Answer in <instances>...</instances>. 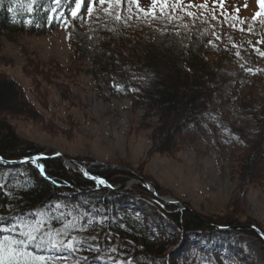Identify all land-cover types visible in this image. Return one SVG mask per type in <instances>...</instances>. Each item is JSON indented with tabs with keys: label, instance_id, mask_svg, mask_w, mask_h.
I'll list each match as a JSON object with an SVG mask.
<instances>
[{
	"label": "trees",
	"instance_id": "obj_1",
	"mask_svg": "<svg viewBox=\"0 0 264 264\" xmlns=\"http://www.w3.org/2000/svg\"><path fill=\"white\" fill-rule=\"evenodd\" d=\"M138 4L147 15L134 4H113L109 8L106 3L95 6L91 17L84 13L82 19L73 20L67 14V2L55 5L52 0H40L29 13V0H5L0 7V47L5 39L23 34L50 36L64 27L71 37L68 41L71 59L85 66V74L108 98L130 100L135 108L142 110L141 119L154 123L161 153L173 152L181 141L203 142L213 149H225L232 157L231 162L238 161L240 177L243 173L247 176L251 170L260 171L255 176L252 174L250 180L256 187L263 185L264 56L261 52L264 43H257L264 41L262 4L259 7L263 11L255 21L242 18L240 13L237 20V12L222 14L212 4L204 8H182L185 3L181 0L179 4L167 0L163 15L158 4L154 9L157 19H153L151 1L138 0ZM8 7L13 8L12 13L7 11ZM53 9L55 15L64 13L67 27L63 20L49 24L48 16L53 14ZM189 11L192 16L187 15ZM117 15L120 20L115 19ZM26 20L33 23L27 24ZM249 26L251 31H241ZM247 68H252L255 74L246 72ZM113 84L120 85V89ZM228 104L234 110L226 111ZM238 115L241 122L236 125L230 116ZM10 116L39 120L18 85L0 78V156L5 161L0 164V184H5L4 192L10 194L9 197L0 193V216L28 215L60 203L68 206L65 211L78 207L97 216L106 215L109 223L103 227L73 235L98 236L102 248L118 250L112 253L118 259L131 257L135 264H247L243 257L240 261L215 259L212 249L184 243L179 238L181 235L186 239L196 232L232 234L236 232L232 228L241 227L232 218L204 223L194 216H185L183 211L163 206L171 211L165 218L178 231L170 234L160 225L146 221L147 215L125 199V193L96 188L93 181L71 172L59 159L40 160L51 180L41 176L31 164H6L32 157L38 151L15 135L6 120ZM256 164L261 165L257 168ZM86 171L113 187L128 177L118 171L98 172L88 167ZM6 205H10V211ZM51 226L60 227V221L53 220ZM109 232L111 242L107 239ZM239 232L257 236L250 231ZM85 255L90 258L89 264H100L93 259L94 253L76 254ZM60 262L57 264H74V258L69 255L67 261Z\"/></svg>",
	"mask_w": 264,
	"mask_h": 264
},
{
	"label": "rangeland",
	"instance_id": "obj_2",
	"mask_svg": "<svg viewBox=\"0 0 264 264\" xmlns=\"http://www.w3.org/2000/svg\"><path fill=\"white\" fill-rule=\"evenodd\" d=\"M191 2L212 4V0ZM259 3L264 7V0H224V11L234 14L239 9L242 18L253 20L256 13L263 11ZM69 37L68 30L61 27L50 36L23 34L5 39L0 47V78L18 85L39 119L10 116L6 120L19 139L38 150L34 155L59 159L80 176L83 175L73 162L85 171L88 167L98 172H124L128 175L124 183L145 180L148 187L133 181L118 192L125 193V199L142 209L146 221L160 225L166 233L178 231L165 218L171 211L163 206L203 222L232 218L241 227L254 226L264 232V184L256 187L250 180L260 171L251 170L240 177L238 161L231 162L225 149H213L203 142L181 141L173 152L161 153L154 123L143 121L142 110L130 100L110 99L105 91L98 90L85 74V66L71 59ZM225 109L234 110L230 104ZM230 117L236 125L241 122L239 115ZM93 183L96 188H104ZM152 192L178 205L163 204ZM237 232H196L186 239L181 235L179 238L184 243L212 249L215 259L240 261L243 257L247 264H264V242L253 231L250 232L257 236Z\"/></svg>",
	"mask_w": 264,
	"mask_h": 264
},
{
	"label": "snow or ice",
	"instance_id": "obj_3",
	"mask_svg": "<svg viewBox=\"0 0 264 264\" xmlns=\"http://www.w3.org/2000/svg\"><path fill=\"white\" fill-rule=\"evenodd\" d=\"M5 0H0V7H3ZM67 2L69 9L68 15L73 20H79L83 18L84 13H87L89 17L93 15L95 6H103L108 4L109 8L115 5H121L123 3H130L137 6L139 11L148 12L141 8L138 4V0H52L55 5H61ZM176 3H180V0H175ZM259 2V0H258ZM40 3V0H29L28 12L31 13L34 10V6ZM161 5L160 14H164V7L167 5V0H151L152 5V18L157 19L154 9L157 5ZM219 4V7L224 14V0H212V5L215 7ZM204 5H194L191 0H188L186 4H182V8L191 9L193 7L204 8ZM246 6V5H245ZM9 13L13 12L12 7H8ZM56 9L52 10L53 14L48 16L49 24L59 23L63 20L64 13L61 12L59 15H55ZM237 20H239V9H236ZM111 14V13H110ZM187 15L192 16L193 13L189 11ZM261 14L258 12L253 20ZM116 20H120L121 17L117 15ZM131 19V17H129ZM213 19H216L213 16ZM27 24H32V20H26ZM64 26H68V21L63 20ZM240 23H244L240 21ZM264 23V20L261 21ZM40 27L39 24L36 25ZM235 27V25H232ZM252 28L249 26L248 29L241 28V31H251ZM179 35V33H177ZM71 37H69L70 39ZM92 39V37H89ZM219 39V37H218ZM211 43V42H209ZM257 43H264V41H257ZM235 47V45H233ZM188 47V45H184ZM259 51V49H256ZM239 55V53H236ZM264 56V52H261ZM246 72L255 74L252 68L245 69ZM135 78V77H134ZM113 87L120 89V85L113 84ZM138 91V89H134ZM215 119V117H212ZM40 157H27L21 163L31 164L36 168L41 176L51 180L48 176L45 165L40 162ZM4 158L0 156V164H3ZM11 163V162H10ZM86 178H90L96 182L97 186H106L112 188L113 185L107 183V181L101 177L91 176L90 173L84 171ZM57 184V181H51ZM6 185L0 184V193L5 196L10 194L4 192ZM9 211L11 210L10 205L5 206ZM67 205L56 203L51 205L48 209H43L39 212H33L28 215H14L10 217L0 216V264H57V261H67L69 255L73 256L74 264H89V256L85 255L77 257L76 254L79 252L87 251L94 253V260L100 261V264H135V260L131 257L124 259H118L112 253H116V248L104 249L99 244L98 236H91L90 238H82L73 233L88 232L93 227H103L109 223V218L106 215L97 216L87 210H80L78 207H73L70 210L65 211ZM60 221V227H52V221ZM5 221H7L5 223ZM262 239H264V232L260 233ZM112 234L108 233L107 239L111 242Z\"/></svg>",
	"mask_w": 264,
	"mask_h": 264
},
{
	"label": "water",
	"instance_id": "obj_4",
	"mask_svg": "<svg viewBox=\"0 0 264 264\" xmlns=\"http://www.w3.org/2000/svg\"><path fill=\"white\" fill-rule=\"evenodd\" d=\"M33 157H40L41 159H43V158H45L44 156H42V155H35V156H33ZM56 157H60V158H63V160L66 162V163H70V160L68 159V158H66V157H63V156H61L60 154H56ZM24 160V159H23ZM23 160H19V161H13V162H6V164H10V165H20V164H27V163H21V161H23ZM73 164H75L77 167H78V169L80 170V172L82 173V175L85 177V175H84V169L79 165V164H77V163H74L73 162ZM86 178V177H85ZM87 179H89V180H92V179H90V178H87ZM93 181V180H92ZM139 182V184L141 185V186H143V187H148V183L145 181V180H142V179H140V180H129V181H127L126 183H124L123 185H121V186H118V187H112V188H108V187H106V186H102V187H104V188H107L108 190H111V191H123V190H125V189H127V187L129 186V185H131V182ZM152 195L157 199V200H159L161 203H163V204H169V205H178V203H174V202H171V201H166V200H163V199H160L159 197H157L156 195H155V193L154 192H152ZM205 223V222H204ZM206 225H208V224H206ZM208 226H210V225H208ZM214 228V227H213ZM215 229L216 230H220V228H218V227H215ZM232 230H236V231H243V230H249V231H253V232H255L257 235H258V237L264 242V239H262L261 238V236H260V233H261V231L259 230V229H257V228H255L254 226H243V227H234V228H232Z\"/></svg>",
	"mask_w": 264,
	"mask_h": 264
}]
</instances>
